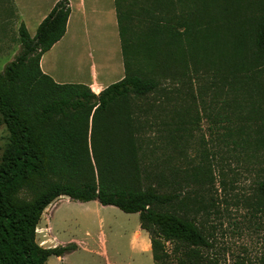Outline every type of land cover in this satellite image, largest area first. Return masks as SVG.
<instances>
[{
	"label": "trees",
	"instance_id": "1",
	"mask_svg": "<svg viewBox=\"0 0 264 264\" xmlns=\"http://www.w3.org/2000/svg\"><path fill=\"white\" fill-rule=\"evenodd\" d=\"M133 2L132 8L129 0H115L125 77L99 94L85 84L56 83L40 65L66 33L68 0L56 3L34 37L21 23V50L0 73V127L9 132L0 158V264H46L77 250L75 243L45 248L37 241L43 213L61 197L139 214L154 264H167L172 255L178 264H220L203 256V249L213 247L196 221L206 210L205 197L192 195L193 187L212 179L211 168L202 165L184 175L173 169L168 180L164 171L147 166L153 152L146 136L150 123L139 101L160 91L161 80L148 77L154 71L143 64L159 69L172 58L188 70L211 54L238 88L257 80L254 86L261 90L264 17L251 23L255 37H247L242 23L227 42L210 37L215 30L210 22L182 16L174 23L164 0ZM146 24L149 30L137 33ZM255 139L264 147V133ZM257 191L264 205V180Z\"/></svg>",
	"mask_w": 264,
	"mask_h": 264
},
{
	"label": "rangeland",
	"instance_id": "2",
	"mask_svg": "<svg viewBox=\"0 0 264 264\" xmlns=\"http://www.w3.org/2000/svg\"><path fill=\"white\" fill-rule=\"evenodd\" d=\"M129 1L133 8V0ZM164 1V12L174 23L182 16L210 22L215 29L210 37L227 42L242 23L247 37H255L251 23L257 24L264 17V0ZM149 26L136 31L142 34ZM19 27L13 0H0V73L21 50ZM248 46L250 52L255 51L252 44ZM160 58L163 60L162 55ZM164 61L168 66L159 69H154L152 62L143 64L148 72L154 71L148 77L161 80L160 91L139 101L145 111L142 116L150 123L146 136L153 152L148 153L147 166L164 171L168 180L173 169L184 175L202 165L211 168L212 179L192 190V195L205 197L206 210L196 221L213 247L203 249V256L220 264H264V205L257 191L264 180V147L254 141L264 133V87L255 88L256 80L238 88L230 73L220 69V58L214 60L211 54L207 61L199 58L188 70L177 59ZM262 66L259 79L264 80V61ZM8 142L7 127L1 126L0 158ZM45 220L53 229L39 231L38 243L45 248L61 246L60 242L71 238L89 244L90 249L107 242L113 262L136 259L138 264H154L150 254L140 253L134 245L139 214H127L98 201L83 203L61 197L49 206L40 225H47ZM144 248L151 252L150 245ZM65 263L104 264V259L78 250ZM167 264H178V260L172 255Z\"/></svg>",
	"mask_w": 264,
	"mask_h": 264
},
{
	"label": "crops",
	"instance_id": "3",
	"mask_svg": "<svg viewBox=\"0 0 264 264\" xmlns=\"http://www.w3.org/2000/svg\"><path fill=\"white\" fill-rule=\"evenodd\" d=\"M58 1L13 0L18 21L20 25L23 23L26 26L31 37L36 35L39 25ZM68 1L72 11L66 33L42 56L40 65L43 72L56 83L85 84L99 94L111 84L122 80L126 74L115 0ZM71 63L75 65H69ZM41 221L37 228V241L40 238V229H50L53 232L50 221L45 220L47 225H40ZM133 240L140 253L150 254L153 259L150 236L140 225L133 234ZM71 243L78 246L75 251L84 250L99 256L104 259V264H138L136 259L125 263L113 262L109 256L107 242L103 245L100 242L97 249H90L89 244L75 238L69 239L68 242H60V245L66 246ZM147 245H150L151 252L144 250ZM73 252L60 257L52 256L46 264L52 258H55L52 264H66Z\"/></svg>",
	"mask_w": 264,
	"mask_h": 264
}]
</instances>
